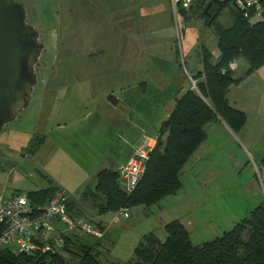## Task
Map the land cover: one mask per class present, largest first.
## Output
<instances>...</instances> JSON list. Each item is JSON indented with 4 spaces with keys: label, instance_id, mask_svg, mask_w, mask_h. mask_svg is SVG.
Wrapping results in <instances>:
<instances>
[{
    "label": "rangeland",
    "instance_id": "374dc122",
    "mask_svg": "<svg viewBox=\"0 0 264 264\" xmlns=\"http://www.w3.org/2000/svg\"><path fill=\"white\" fill-rule=\"evenodd\" d=\"M23 2L44 50L29 105L0 131V196L61 187L75 218L109 230L101 259L118 264L135 263L144 235L164 241L169 221L181 222L197 245L230 230L264 200V91L254 93L264 78L253 72L228 93L246 114L245 125L232 132L205 125L207 140L185 164L175 195L133 207L128 217L99 214L83 193L94 190L99 171L116 170L146 138L154 147L176 100L195 88L188 71L201 69L199 52L218 56L216 37L193 10L176 20L168 0ZM230 17L226 7L217 20L226 26ZM236 64L233 76L245 75L247 59L239 55ZM110 93L120 100L115 106L106 100Z\"/></svg>",
    "mask_w": 264,
    "mask_h": 264
},
{
    "label": "trees",
    "instance_id": "16d2710c",
    "mask_svg": "<svg viewBox=\"0 0 264 264\" xmlns=\"http://www.w3.org/2000/svg\"><path fill=\"white\" fill-rule=\"evenodd\" d=\"M226 7L231 20L224 26L217 18ZM192 10L212 29L218 56L213 59L208 50L199 52L201 69L188 71L195 88H188L161 122L144 173L132 191L122 188L117 169L98 172L94 190L85 191L83 198H92L101 215L117 213L120 209L130 212L133 207L151 206L166 196L175 195L182 186L181 170L206 140L205 125L220 118L232 131H238L247 121L246 114L228 101L227 93L230 86L239 84L244 76L264 66V16L251 20L230 2L200 0L195 7L180 10L176 20L179 16L187 19ZM239 55L247 59L249 68L245 75L235 77L230 65ZM259 162L264 170V151ZM23 193L33 205H43L55 194L63 196L66 214L76 219L70 213V198L59 186L49 185ZM88 221L102 231L100 237L80 228L64 231L60 247L52 246L32 254L16 252L9 247L0 249V264H118L101 259L99 246L102 238L108 237L109 230H104L101 221ZM164 229V241L152 233L139 240L133 251L134 264H264V200L230 230L197 245L192 244L189 232L176 219L167 222Z\"/></svg>",
    "mask_w": 264,
    "mask_h": 264
},
{
    "label": "built area",
    "instance_id": "2783aa9c",
    "mask_svg": "<svg viewBox=\"0 0 264 264\" xmlns=\"http://www.w3.org/2000/svg\"><path fill=\"white\" fill-rule=\"evenodd\" d=\"M200 0H169L172 15L177 19L180 10L195 7ZM222 3L223 0H215ZM249 19L264 16V0H228ZM252 10L251 15L247 13ZM236 63L230 65L235 69ZM153 145L144 140L133 149L126 164L117 168L119 183L130 192L144 173L149 152ZM66 198L55 197L43 205H33L23 192L0 196V249L9 247L16 252L32 254L62 245L64 231L80 228L87 234L100 237L102 231L88 220L72 218L66 214ZM118 216L128 217L127 209H120Z\"/></svg>",
    "mask_w": 264,
    "mask_h": 264
},
{
    "label": "water",
    "instance_id": "95a60500",
    "mask_svg": "<svg viewBox=\"0 0 264 264\" xmlns=\"http://www.w3.org/2000/svg\"><path fill=\"white\" fill-rule=\"evenodd\" d=\"M26 18L22 3L0 0V131L27 108L38 80L36 65L44 43ZM106 100L114 106L119 101L113 93Z\"/></svg>",
    "mask_w": 264,
    "mask_h": 264
},
{
    "label": "crops",
    "instance_id": "0c3cea01",
    "mask_svg": "<svg viewBox=\"0 0 264 264\" xmlns=\"http://www.w3.org/2000/svg\"><path fill=\"white\" fill-rule=\"evenodd\" d=\"M235 63H236V60H235ZM236 67H237V64H236ZM236 69V68H235ZM234 69V70H235ZM251 74H253V72L251 73ZM254 74H258V75H260L261 77H263L264 78V66H262V67H260L259 69H257V70H255L254 71ZM241 83V82H240ZM233 86V85H232ZM232 86H230V88H229V90H228V93L230 92V90H231V88H232ZM259 85H257V87H258ZM261 91H264V87L261 89V87H260V89L259 90H255L254 91V93H256V92H261ZM228 93H227V99H228V101L232 104V105H236V103H237V100L236 99H229L228 98ZM120 102V100L118 101V103ZM117 103V104H118ZM262 113V112H261ZM258 117L260 118V117H262L261 116V114H258ZM258 118V119H259ZM210 123H215V124H220V126H223L224 128H225V130H228V131H231L232 132V130L226 125V123L222 120V119H220V118H218V120H216V121H213V122H210ZM210 123H208V124H210ZM207 126V125H206ZM206 130V129H205ZM206 134H207V130H206ZM146 135L147 136H145V137H148V134L146 133ZM145 140H148V142L149 143H151V140L150 139H148V138H146ZM206 140H207V137H206ZM205 140V141H206ZM204 141V142H205ZM204 142L202 143V144H204ZM201 144V145H202ZM200 145V146H201ZM200 148L201 147H199L197 150H199L200 151ZM199 151H196L195 153H194V155H193V157H191V158H194L196 155H198L199 154ZM127 160H128V158H126L125 160H123V161H121L120 162V164L119 165H122V164H124L125 162H127ZM189 161V160H188ZM118 165V166H119ZM184 166H186V165H184ZM183 170V169H182ZM181 170V174L180 175H182V174H184V173H186V171H187V166H186V169H184L183 171ZM182 180V179H181ZM65 191V190H64Z\"/></svg>",
    "mask_w": 264,
    "mask_h": 264
},
{
    "label": "flooded vegetation",
    "instance_id": "af4514ba",
    "mask_svg": "<svg viewBox=\"0 0 264 264\" xmlns=\"http://www.w3.org/2000/svg\"><path fill=\"white\" fill-rule=\"evenodd\" d=\"M16 1H18V2H20V3H22L23 4V6H24V8H25V10H26V14H27V16H28V14H29V12H28V10H27V8H26V6H25V3L23 2V0H16ZM26 20L30 23V24H32L34 27H35V25L30 21V19H27L26 18ZM36 28V27H35ZM37 29V28H36ZM38 30V29H37ZM38 32H39V30H38ZM39 39L43 42V38L41 37V33L39 32ZM38 66H39V63L36 65V69H38ZM38 72V71H37Z\"/></svg>",
    "mask_w": 264,
    "mask_h": 264
}]
</instances>
